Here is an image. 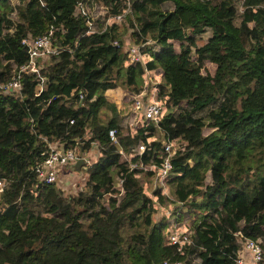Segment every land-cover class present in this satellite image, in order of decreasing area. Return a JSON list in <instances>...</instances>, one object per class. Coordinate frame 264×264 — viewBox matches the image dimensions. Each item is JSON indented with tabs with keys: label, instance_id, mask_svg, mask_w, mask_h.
I'll use <instances>...</instances> for the list:
<instances>
[{
	"label": "trees",
	"instance_id": "16d2710c",
	"mask_svg": "<svg viewBox=\"0 0 264 264\" xmlns=\"http://www.w3.org/2000/svg\"><path fill=\"white\" fill-rule=\"evenodd\" d=\"M79 1L0 0V79L26 60L22 36L51 30L59 48L38 62V92L27 71L19 91L0 89V264H235L246 238L264 251V0H93L127 20L143 55L132 61L120 24L87 22ZM205 60L211 74L200 69ZM146 71L159 73L160 119L122 124L105 92L139 91ZM52 139L97 149L68 196L33 171ZM167 141L173 221L153 217L164 196L158 186L147 194L138 177L154 174ZM173 224L190 239L180 252L165 236Z\"/></svg>",
	"mask_w": 264,
	"mask_h": 264
},
{
	"label": "built area",
	"instance_id": "2783aa9c",
	"mask_svg": "<svg viewBox=\"0 0 264 264\" xmlns=\"http://www.w3.org/2000/svg\"><path fill=\"white\" fill-rule=\"evenodd\" d=\"M94 9H96V6L92 0L79 1L76 4L77 12L81 13L82 15L84 13H88L86 16H84V19L87 22H89V19L94 18ZM241 10L242 6L240 7L239 12H241ZM98 11H101L103 14L105 12L104 6L99 5ZM125 11H127V8ZM121 16V13L106 15L103 18L104 21L102 28L108 25L110 21L118 22L121 19ZM90 30L95 31L96 28L93 27ZM20 43L27 47L26 60L18 66L12 64V70L9 76L5 79H0V89L6 91H19L21 87V75L23 72L27 71L32 72L35 74V76L39 77V83L37 85L36 91L38 92L42 87L43 80L38 70V61L47 57L48 55L56 53L59 48L52 42L51 30L35 36L30 34L22 36L20 38ZM125 51L128 61L143 60V55L138 51L137 45H130L127 49H125ZM141 88L143 87L141 86L139 91L133 93L130 108L131 116L127 118L126 123L128 125H133V123L137 122V120L143 119L156 126L162 114L161 103L156 99V97L152 98L151 94L150 96L145 97V88H143V90H141ZM78 95L79 98L82 95L80 90ZM114 130L115 129L113 127H110L107 130L109 137L113 140ZM77 144L78 142H76L74 145L66 146L59 139L47 140L46 148L42 152L41 159L33 166L36 179L42 183L55 182V176L57 172L63 167V165L67 163L74 164L78 158L83 159L82 162H88V160L83 156V153L86 151L79 149ZM91 145L94 144L91 142L90 146ZM143 149L144 147L141 142L137 143L134 147V150H137L138 152L143 151ZM162 149L164 154L162 155L161 161L153 174V177L156 175V179L161 185L164 184V178L171 169L170 155L173 151L172 142L167 141L163 143ZM85 164L87 165L89 162ZM130 166L141 168L140 163H131ZM2 184L3 180L0 179V190ZM236 233L241 236L238 231ZM165 236L169 245H173L176 252H180L184 244L190 241L189 236L185 233V231L177 229L175 224L165 228ZM261 257L262 248L260 243L254 239L246 238L242 241V246L234 258V263L257 264ZM161 264H181V261L179 259L169 260L168 258H164L162 259Z\"/></svg>",
	"mask_w": 264,
	"mask_h": 264
},
{
	"label": "rangeland",
	"instance_id": "374dc122",
	"mask_svg": "<svg viewBox=\"0 0 264 264\" xmlns=\"http://www.w3.org/2000/svg\"><path fill=\"white\" fill-rule=\"evenodd\" d=\"M12 3H15V1L17 0H11ZM93 1V0H92ZM240 3H236V11L234 12V15L231 17V23L233 25H236L238 20H239V9L241 7V5H239ZM96 6V5H95ZM90 11V10H89ZM94 18H100V23L103 24L104 21V17L106 15L105 12L102 14L101 11H98V6H96V9H94ZM96 13V14H95ZM122 19V18H121ZM119 22H117V24L121 26V30L123 31L122 34V39H123V49H127L130 45H135L131 39V36H129V31H130V26L128 25L127 20L123 19ZM123 21V23H122ZM95 27L98 28L96 26V21H95ZM94 27V28H95ZM209 32L206 31L205 33H202L199 37L196 38V42L197 43H201L203 40H205L206 35ZM144 44V42L142 43ZM46 58V57H45ZM45 58L40 59L43 60ZM40 65L42 64V62H40ZM14 64V63H11ZM201 71L203 73H207V74H211L213 69H214V63L210 60H205L203 61L202 65H201ZM157 79H159V73L157 71H154L153 73L146 71L144 73V75L142 76V80H141V85L143 88H145V97L150 96V94L152 95V98L156 97L155 94V89L152 86V83H154V81H156ZM143 88H141V90H143ZM154 89V91H153ZM144 94V91H143ZM106 98L108 99V101L111 102H118L120 104V107L122 108V112L120 111L121 115L119 116V121L122 124H126L127 118L129 116H131L130 113V108H131V100H132V96H133V92L129 91L127 89V87H121V91H114V90H110L107 92L106 94ZM100 118L102 120H105L109 115H110V110L108 109H101L98 112ZM209 130V128H207L206 126L203 127V133H206ZM155 138L156 139H161V134L158 130L155 131ZM78 150V149H76ZM86 152L83 153V156L85 159L88 160L89 163H91L92 161H94L97 157V149L95 145H91L89 146L86 150ZM83 161V159H82ZM88 162H82L78 164V167H73V164L67 163L65 165H63V167L60 169V171L57 172L56 176H55V185L57 187L60 188L62 194L64 195H71L73 193H75L76 190H78L84 181L85 175H86V164ZM85 165V166H84ZM138 177L140 180H142L143 182V187L144 190L147 194L152 195V190L158 186L160 187V192L162 193L163 197V203L162 204H158L155 202L157 211L155 212V214L153 215V217L157 220L161 217H165L166 220H170L173 221V216L170 215V213H172V207L173 205H175V203H170L167 198L168 193H167V186L166 184L161 185L158 180L156 179V175L153 177V175H146L143 172H138ZM150 177V178H149ZM173 223V222H172ZM165 230V229H164ZM262 248V247H261ZM263 249H262V253H263Z\"/></svg>",
	"mask_w": 264,
	"mask_h": 264
},
{
	"label": "crops",
	"instance_id": "0c3cea01",
	"mask_svg": "<svg viewBox=\"0 0 264 264\" xmlns=\"http://www.w3.org/2000/svg\"><path fill=\"white\" fill-rule=\"evenodd\" d=\"M108 91H110V90H108ZM108 91L105 92V96H106ZM114 91H121V89H114ZM114 102L117 103L119 110L122 112V108L120 107V104L118 102H116V101H114Z\"/></svg>",
	"mask_w": 264,
	"mask_h": 264
},
{
	"label": "water",
	"instance_id": "95a60500",
	"mask_svg": "<svg viewBox=\"0 0 264 264\" xmlns=\"http://www.w3.org/2000/svg\"><path fill=\"white\" fill-rule=\"evenodd\" d=\"M79 163H82V159L81 158H78L72 166L76 168V167H78Z\"/></svg>",
	"mask_w": 264,
	"mask_h": 264
}]
</instances>
